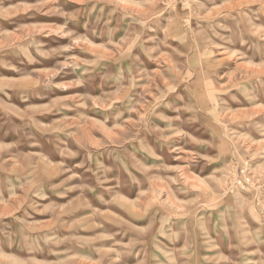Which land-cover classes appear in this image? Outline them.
Instances as JSON below:
<instances>
[{
    "label": "rangeland",
    "instance_id": "obj_1",
    "mask_svg": "<svg viewBox=\"0 0 264 264\" xmlns=\"http://www.w3.org/2000/svg\"><path fill=\"white\" fill-rule=\"evenodd\" d=\"M0 264H264V0H0Z\"/></svg>",
    "mask_w": 264,
    "mask_h": 264
}]
</instances>
